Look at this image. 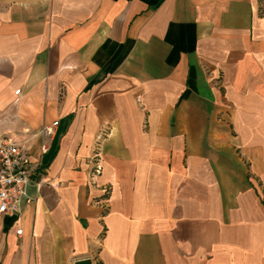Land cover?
I'll use <instances>...</instances> for the list:
<instances>
[{
	"label": "crops",
	"instance_id": "obj_1",
	"mask_svg": "<svg viewBox=\"0 0 264 264\" xmlns=\"http://www.w3.org/2000/svg\"><path fill=\"white\" fill-rule=\"evenodd\" d=\"M0 138V264H264V0H0Z\"/></svg>",
	"mask_w": 264,
	"mask_h": 264
},
{
	"label": "built area",
	"instance_id": "obj_2",
	"mask_svg": "<svg viewBox=\"0 0 264 264\" xmlns=\"http://www.w3.org/2000/svg\"><path fill=\"white\" fill-rule=\"evenodd\" d=\"M19 90L15 91L18 94ZM57 121L45 126L41 131L44 139L54 134ZM45 149V145L43 146ZM100 164L94 163L93 177L100 173ZM38 166L35 167L28 156L24 145L8 138H0V216L12 214L15 207L27 200V188L32 182V176H36L35 189L39 192L43 181L40 178ZM22 230L15 231L20 236Z\"/></svg>",
	"mask_w": 264,
	"mask_h": 264
},
{
	"label": "water",
	"instance_id": "obj_3",
	"mask_svg": "<svg viewBox=\"0 0 264 264\" xmlns=\"http://www.w3.org/2000/svg\"><path fill=\"white\" fill-rule=\"evenodd\" d=\"M75 264H92L90 260H79Z\"/></svg>",
	"mask_w": 264,
	"mask_h": 264
}]
</instances>
